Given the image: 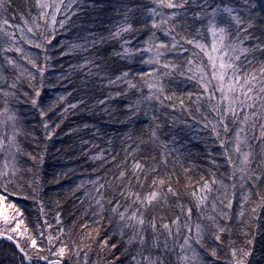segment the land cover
Segmentation results:
<instances>
[{
  "label": "trees",
  "instance_id": "trees-1",
  "mask_svg": "<svg viewBox=\"0 0 264 264\" xmlns=\"http://www.w3.org/2000/svg\"><path fill=\"white\" fill-rule=\"evenodd\" d=\"M44 2L50 7L40 9L37 0H6L4 8L0 9V20L7 19L12 25L19 24L25 31L31 26L37 35L43 33L49 38L55 36L51 44H46L42 49H36L20 41V46H23L26 52L32 53L31 58L44 69L42 76L37 75L34 81H30L26 73L21 76L19 69L7 65L3 73L8 83L16 76H20V84L23 85V88L15 96L8 97L7 101L9 108L17 113L18 127L22 129V134L17 136L23 150V154H18L19 164L22 168L31 169L22 173L23 179L35 181L34 187L37 192L35 199L20 201L24 211V224L30 230H34L33 225L38 218L46 219L52 225L50 231L53 234L63 226V238L66 241H74L80 250L79 258L74 256L72 264H136L132 258L140 250L139 245L136 242L128 243L130 231L125 229L121 235L116 229V219L114 217L109 219L110 213L107 210L103 213L97 212L95 199L99 196L96 191L98 184H104L105 188L101 191H104L106 196L110 195L112 189L109 185L119 183L113 177L121 168H129L133 160H139L149 167L157 166L162 177L171 178L172 186L179 192L178 202L192 208L193 224L208 223L200 212H203V216L215 214L212 212L211 203L217 196L222 199L221 194L225 191L222 185L228 186L229 196L233 202L228 212L233 219L223 220L222 223L230 232L221 235L220 246L216 249L218 259L208 254V250L215 245L212 244L211 238L205 237V249H198L205 264H213V261L215 264H225L230 259V241L232 247H244L251 251L248 264H264V208L257 209L258 219L253 217L251 209L256 206L255 193L250 195L242 209L239 206L242 197L247 193L246 188L239 187L238 179L233 181L230 178L232 165L227 163L224 155L227 142L225 147H221L220 144V140L226 141V137L221 133L217 138L210 125L205 128L203 117L196 112L193 102L188 100V92L194 94L193 100L200 94L201 90L196 86V82L187 81L178 73L164 80L166 94L171 95L175 92L177 96L183 97L186 106L192 109L195 120L193 116L179 108L172 109L156 103L155 115L158 119L151 121L150 116L153 113L149 110L148 103L142 100V97L148 94V89L141 77L136 75L142 70L150 69L151 66L141 64L140 55H135L132 59L114 56V51L121 50L119 40L90 46L92 34L96 37H107L109 31L114 30L123 20L122 4L143 8L156 5L152 4L151 0H44ZM56 6H59L60 10L55 13L56 23L53 25L51 15ZM41 12L47 15L42 16ZM33 17L37 18L36 21H33ZM24 20L28 21L27 25L24 24ZM61 21L64 22L62 28ZM145 21H148L147 27H144ZM131 23L135 29L141 30L139 42L146 40L153 31L147 12L135 13ZM188 23L192 25L185 33L189 39L199 40L205 45L211 44L210 33L197 35L196 29L200 25L191 19ZM36 24L40 27L36 28ZM253 25L249 31L254 39L247 41L246 46L264 43V13L253 20ZM157 35L161 36L158 30ZM124 38L131 39L127 33L124 34ZM3 43L7 45L9 42L5 39ZM76 45L80 47H74ZM137 45L138 41L132 40L129 47L135 48ZM185 46L191 52H185L175 58V62L182 69L189 58L196 63L206 61L199 49L192 45ZM5 55L17 60L22 67L36 72L27 60L21 58L22 54L15 51L0 52V64L4 63ZM256 55L264 59L260 53ZM144 56L147 58V54ZM88 61H94V64H89ZM122 72L130 73L129 79L137 88L129 89L127 84L121 81L109 82V78L115 80ZM3 87L5 91L8 90L7 83H4ZM33 89L40 91L37 107L30 103L34 98ZM24 92L28 95L25 96ZM136 100H141L142 103L140 110L132 115L128 106L134 104ZM101 101L104 103H100ZM3 102L4 98L0 97V110ZM168 103L171 102L166 101V105ZM73 104L76 105L75 108L70 107ZM41 108L47 115L40 114ZM201 111L208 114L209 120L212 119L207 107ZM145 112L149 115L146 116ZM157 123L161 125L157 129V135L160 141L167 142V148L160 146L159 142L147 143L150 132ZM45 124L48 125L47 129L44 127ZM229 127H232L231 123ZM7 131L11 133L10 128ZM174 133H179L175 143L172 142ZM230 136L231 133L228 134V137ZM32 156L36 157V160L31 159ZM165 156L167 164L162 162ZM233 159H236L235 155ZM3 160V154H0V163ZM92 181H97L98 184L94 185ZM206 181L211 191L201 193L200 189ZM234 182L237 187L232 189L231 185ZM193 191L197 195H208L206 206L197 209L196 199L191 195ZM25 193L32 195L28 189ZM176 203V199L170 197L171 207L166 206L164 211L159 213L164 216L165 222H170L174 216L181 214ZM107 207L105 205V209ZM241 211L244 212L242 217L239 216ZM57 216L60 224H57ZM181 219L183 220V217ZM182 242V239H177L173 244L170 240V249L174 250L166 253L149 249L145 250L144 254H151L153 257L162 255L165 264H185L182 260L184 253H181L179 247ZM10 243L0 240L5 252ZM0 264H10L4 253H0Z\"/></svg>",
  "mask_w": 264,
  "mask_h": 264
},
{
  "label": "snow or ice",
  "instance_id": "snow-or-ice-1",
  "mask_svg": "<svg viewBox=\"0 0 264 264\" xmlns=\"http://www.w3.org/2000/svg\"><path fill=\"white\" fill-rule=\"evenodd\" d=\"M5 2L6 0H0V9L4 8ZM151 2L156 6L143 8L122 4L123 20L114 30L109 31L107 37H96L92 34L90 46L95 47L98 43L119 40L121 50L114 51V56L132 59L133 56L140 55V63L151 66L148 70L136 73L148 89V94L144 95L142 100L148 103L149 110L153 113L150 116L151 121L158 119L155 115L156 103L172 109L179 108L187 112L189 116H193L192 109L186 106L183 97L177 96L175 92L171 95L166 94L164 80L178 73L187 81L196 82V86L201 90L200 94L193 100L194 94L188 92V100L193 102L196 112L203 117L205 128L210 125L217 138L221 133L226 137V141L220 140V144L221 147H225L227 142L224 155L227 163L232 165L230 178L233 181L238 179L239 187L246 188L247 193L242 197L239 206L242 209L250 195L255 193L256 206L251 209V212L253 217L258 219L257 209L264 208V59L258 58L256 54L260 53L264 56V43L258 42L246 46V42L254 39L249 30L254 26L253 20L264 13V0L259 2L258 0H151ZM37 6L40 9L50 7L44 0H37ZM163 9L171 11L165 12ZM59 10V6H56L51 15L53 25L56 23L55 13ZM137 12L148 13L151 29H153L148 38L142 42H139L141 30L135 29L131 23V19ZM41 15L44 16L47 13L41 12ZM21 19H24L23 15ZM32 19L36 21L37 18ZM189 19L200 25L196 29L197 35L211 34L210 45L202 44L196 39H189L185 35L192 26L188 23ZM24 24L27 25L28 21L24 20ZM63 26L64 22L61 21L60 27ZM147 26L148 21H145L144 27ZM35 27L39 28L40 25L36 24ZM157 30L163 38L157 35ZM125 33L129 34L131 39L124 38ZM54 38V35L49 38L43 33L37 35L31 26H28L25 31V28L19 24L12 25L7 19L0 20V52L20 53L21 58L27 60L28 64L36 69L33 73L7 55L3 57L4 63L0 64V97L4 98L3 107L0 110V117H3L0 119V154L4 156L3 162L0 163V238L11 242L6 252L4 245L0 244V253H4L10 264H72L73 257L79 258L80 255L75 242L66 241L63 238V226L53 234L50 231L52 225L46 219L38 218L33 225L34 230H30L24 224V211L20 201L35 199L37 192L34 187L35 181L23 179L22 173L31 169L22 168L19 164L18 154H23V150L17 136L22 134V129L18 127L17 113L9 108L7 101V98L15 96L23 85L20 84V76H16L8 83L3 75L7 65L19 69L21 76L26 73L30 81H34L37 75L42 76L44 69L31 58L32 53L26 52L24 47L20 46V41L36 49H42L46 44H51ZM5 39L9 42L7 45L3 43ZM132 40L138 41L135 48L129 47ZM185 45H192L199 49L200 53L206 56V62L202 60L196 63L189 58L185 68L182 69L175 62V58L182 56L185 52H191ZM144 54H147V58ZM195 54L199 55V53ZM88 63L94 64V61H88ZM96 67L99 68L100 65ZM129 75V72H122L115 77V80L109 78V82L121 81L127 84L129 89L137 88V85L129 79ZM4 83H7V91L4 90ZM33 91L34 98L30 100V103L37 107L40 91L35 89ZM23 94L28 95L27 92ZM166 101L171 103L166 105ZM141 103V100H136L134 104L128 106L132 115L140 110ZM70 107L75 108L76 105L73 104ZM204 107H207L212 114L211 120L208 119L206 112L201 111ZM40 114L47 115L42 108ZM144 114L149 115L148 112ZM193 119L195 120L196 117L193 116ZM229 123L232 125L231 128ZM44 127L47 129L48 125L45 124ZM160 127L159 123L155 124L147 143L159 142L160 146L167 148V142L160 141L157 135V129ZM8 128L11 129L10 134L7 131ZM229 133H231L230 137H228ZM177 135L179 133L172 135L173 143L176 142ZM233 155L236 157L235 160ZM31 159L36 160V157L32 156ZM162 162L167 164L166 156ZM149 176H151L150 181ZM113 179L119 183L109 185L112 192L107 196L104 191H101L105 185L92 181L94 185L98 184L96 191L99 196L95 199V204L98 206L97 212L103 213L107 210L110 213L109 219L113 217L116 219V229L121 235L124 234L125 229L130 231L128 243L136 242L140 248L136 256L132 258L136 264H165L162 255L153 257L151 254L145 255L144 252L149 249H157L161 253L174 250V248L170 249L169 241L175 244L177 239L183 241L179 247L181 253H184L182 260L185 264H205L198 251V249H205V237L211 238L212 244L215 245L208 250V254L218 259L216 249L220 246L221 235L230 232L222 221L233 219L228 212L233 202L227 185H222L225 189L221 194L223 198L217 196L211 203L212 212L215 214L203 216V212H200L208 223L193 224L192 208L178 202V190L172 186L170 177L166 179L160 175L157 166L149 167L139 160H133L129 168H121ZM145 185H147L146 189ZM236 187V183H232L231 188ZM26 189L31 190V196L25 193ZM200 191L201 193L211 191L207 181ZM191 195L196 199L197 209L206 206L207 194L197 195L193 191ZM232 195L234 196L235 193L233 192ZM170 197L176 199V207L181 214L174 216L170 222H165L164 216L159 213L163 212L166 206L171 207ZM105 205L108 206L107 209ZM41 211H43L42 207ZM243 215L244 212L241 211L239 216ZM57 224H60L58 216ZM104 243L106 244L107 241ZM231 245L230 241V259L225 264H248V258L252 255L251 251ZM137 257L142 259L138 260Z\"/></svg>",
  "mask_w": 264,
  "mask_h": 264
},
{
  "label": "rangeland",
  "instance_id": "rangeland-1",
  "mask_svg": "<svg viewBox=\"0 0 264 264\" xmlns=\"http://www.w3.org/2000/svg\"><path fill=\"white\" fill-rule=\"evenodd\" d=\"M205 58H206V56H205ZM206 60H207V58H206ZM206 62V61H205ZM0 240H4L3 238H0Z\"/></svg>",
  "mask_w": 264,
  "mask_h": 264
}]
</instances>
